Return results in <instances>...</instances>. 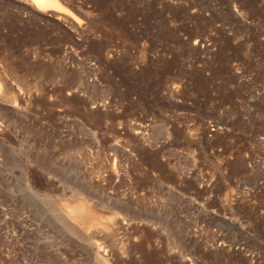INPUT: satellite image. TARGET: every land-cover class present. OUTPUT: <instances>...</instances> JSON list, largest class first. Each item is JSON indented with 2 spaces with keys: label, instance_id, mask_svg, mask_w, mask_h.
Segmentation results:
<instances>
[{
  "label": "rangeland",
  "instance_id": "rangeland-1",
  "mask_svg": "<svg viewBox=\"0 0 264 264\" xmlns=\"http://www.w3.org/2000/svg\"><path fill=\"white\" fill-rule=\"evenodd\" d=\"M22 1L0 264H264V0Z\"/></svg>",
  "mask_w": 264,
  "mask_h": 264
},
{
  "label": "bare ground",
  "instance_id": "bare-ground-1",
  "mask_svg": "<svg viewBox=\"0 0 264 264\" xmlns=\"http://www.w3.org/2000/svg\"><path fill=\"white\" fill-rule=\"evenodd\" d=\"M22 1V0H21ZM25 1V0H24ZM26 1H30L31 2V4H32V7L35 9H37L38 11L40 10L41 12L42 11H48L47 13H49V11L50 10H52V11H59L60 13H63L64 14V12H69V10L67 9V7H65V5H64V1L62 2L61 0H26ZM23 2V1H22ZM25 3H27V2H25ZM30 4V5H31ZM20 5H21V3H20ZM58 12V13H59ZM45 13V12H44ZM43 13V14H44ZM55 14H57V13H55ZM66 14V13H65ZM72 14V13H71ZM62 15V14H61ZM65 16V15H64ZM65 18V17H64ZM59 19V18H58ZM80 24V23H79ZM1 57V56H0ZM1 59V58H0ZM3 59V58H2ZM2 59L0 60V104L1 103H3V102H8V101H12V103L14 104L13 106H15V107H17L18 109H20L19 107H20V102L22 101L21 99H24V96H22V94H23V91H25L24 89H23V91H22V88H21V86H19V84L17 85L16 84V81L14 80V78H13V76H12V71L10 72L8 69V67H6L7 66V64H6V66L4 65V63L2 62ZM7 59V58H6ZM5 59V60H6ZM4 61V60H3ZM7 63H8V61H7ZM10 64V63H9ZM10 67V66H9ZM11 69V68H10ZM13 69H14V67H13ZM16 69V68H15ZM18 72V71H17ZM14 73H16V72H14ZM21 74V73H20ZM16 75V74H15ZM14 75V77H16ZM63 76V75H62ZM31 77H32V75H31ZM30 77V78H31ZM57 77V76H56ZM17 79V78H16ZM59 80V79H58ZM23 79L21 80V82L23 83ZM20 82V81H19ZM18 81H17V83H19ZM24 84V83H23ZM39 84V83H38ZM25 86H26V90H27V86H29L28 84H25ZM63 86V85H62ZM30 88H31V86H30ZM49 88V87H48ZM60 89V88H59ZM28 90H30V89H28ZM41 90V89H40ZM64 92V91H63ZM22 93V94H21ZM26 93H27V91H26ZM43 93V92H42ZM41 93V94H42ZM62 93V92H61ZM31 95H32V93H30ZM51 95V94H50ZM28 96V95H27ZM22 97V98H21ZM55 98V97H54ZM56 99V98H55ZM62 99V98H61ZM31 100L33 101V99H32V97H31ZM31 101V102H32ZM33 103V102H32ZM63 103V102H62ZM21 105H22V102H21ZM33 105V104H32ZM13 106H11V107H13ZM27 106V105H26ZM31 106V105H30ZM6 107V106H5ZM54 108H56V107H54ZM28 109V108H27ZM62 109H63V107H62ZM65 110V109H64ZM19 111V110H18ZM6 112V111H5ZM13 112V111H12ZM25 112V111H24ZM60 112V111H59ZM21 114H23L22 112H20ZM64 113V112H63ZM8 114V113H7ZM19 115V114H18ZM0 116H1V114H0ZM22 116V115H21ZM24 117H26V116H24ZM2 118V117H1ZM4 121H5V119H3ZM9 121V120H8ZM19 121V120H18ZM0 122H2L1 120H0ZM15 122H16V120H15ZM20 122H21V120H20ZM4 124V123H3ZM10 124V123H9ZM8 124V122H7V125H9ZM12 124V123H11ZM10 124V125H11ZM15 126H16V124H15ZM23 127V126H22ZM14 128V127H13ZM17 128V127H16ZM15 128V129H16ZM19 128H20V126H19ZM24 128V127H23ZM34 128V127H33ZM19 130V129H18ZM22 130V129H21ZM1 132H2V129H1V123H0V134H1ZM24 132V131H23ZM32 132V131H31ZM4 133V132H3ZM2 133V134H3ZM18 133H19V131H18ZM33 133V132H32ZM47 133V132H46ZM4 135V134H3ZM6 135V134H5ZM26 135V134H25ZM37 136V135H36ZM0 138H1V136H0ZM62 139V138H61ZM60 139V140H61ZM64 139V138H63ZM4 140V139H3ZM7 140V139H6ZM5 140V141H6ZM63 141V140H62ZM24 142V141H23ZM18 143V142H17ZM63 143V142H62ZM10 144V143H9ZM57 145V144H56ZM29 147V146H28ZM23 148V147H22ZM25 148V147H24ZM23 148V149H24ZM12 149H14V148H12ZM12 149H10V148H8L6 145H4L3 143H1V141H0V162L2 161H4V162H6L7 163V161H5L6 159H8L9 157H11L12 156V154H13V152H12ZM65 150V149H64ZM14 151H16V150H14ZM20 151V150H19ZM60 153V152H59ZM14 155H16V154H14ZM14 158V157H13ZM12 158V159H13ZM62 162V161H61ZM5 164V163H4ZM62 167H63V165H62ZM61 170H62V173H60L61 174V177H63V175L62 174H64V169H62L61 168ZM62 179V178H61ZM62 182V181H61ZM27 200H28V198H27ZM44 202H47L46 200H44V199H42ZM35 201H37V200H35ZM32 201H31V199H30V203H31ZM42 203V202H41ZM78 205V204H77ZM80 205V204H79ZM80 207V208H79ZM77 206V210H75V211H73L74 213H76V216H80V217H83L84 218V220H87L88 222L90 221V222H92L93 220H94V213L92 212V211H90L89 209H86L85 208V206H84V203H83V205L81 206ZM79 208V209H78ZM73 212H71V213H73ZM71 215V214H70ZM75 216V217H76ZM78 218V217H77ZM86 221V222H87ZM85 222V223H86ZM93 224V223H92ZM89 226H91V225H89Z\"/></svg>",
  "mask_w": 264,
  "mask_h": 264
}]
</instances>
